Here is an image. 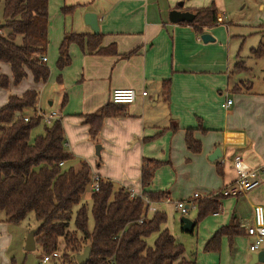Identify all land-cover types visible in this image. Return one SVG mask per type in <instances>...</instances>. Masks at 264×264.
<instances>
[{"label":"crops","instance_id":"crops-1","mask_svg":"<svg viewBox=\"0 0 264 264\" xmlns=\"http://www.w3.org/2000/svg\"><path fill=\"white\" fill-rule=\"evenodd\" d=\"M180 1L181 7L177 6L179 0H48V36L55 38L56 58L64 33L93 34L83 19L86 12L98 17L101 46L112 45L116 51L97 54L71 44V61L61 72L74 84L76 94L69 97L68 105L64 103L65 108L61 102L55 111L72 161H85L91 173L103 179L142 193L141 164L147 158L162 161L147 188L168 195L165 200L152 202L155 210L164 212V206L171 204L178 212L175 203L193 193H198L199 199L220 195V210L213 214L214 224L206 240L234 218L242 229L235 241L245 244L251 253L249 256L242 250L243 258L252 259L254 252L248 249L252 238L246 235L245 225L264 224V63L260 62L264 58L249 63L244 58L252 47L264 45V0H255L256 21L247 24L241 35L232 32L231 26L239 25L237 20H224V10L218 6L222 0H210L208 5L221 15L219 24L225 27L226 35L216 25L206 28L203 33L213 37L208 42H203L191 25L171 23L168 12L177 8L195 13L209 0ZM62 7L73 9L63 14ZM247 36L255 46L245 54L241 46ZM239 61L242 65L237 64ZM4 63L0 62V75L11 81L10 65ZM31 77L26 71L25 81L13 88V94L20 96L34 88ZM165 80L168 95L163 94ZM116 88H133L138 95L133 103L120 105L123 112L105 117L97 137L91 139L84 116L108 103ZM142 90L145 96L139 95ZM8 96H1L0 107ZM228 99L231 103L226 105ZM48 103L53 104L51 100ZM38 107L37 101L36 109L40 110ZM187 129L200 143L198 152L185 144ZM94 145H99L106 167H92ZM216 148L220 156L210 159ZM236 154L257 169L260 183L242 195L223 196L222 189L236 176L231 163ZM13 224L0 214V264H16L10 252L11 245L19 240ZM19 243L18 251L24 250L25 240Z\"/></svg>","mask_w":264,"mask_h":264},{"label":"trees","instance_id":"trees-1","mask_svg":"<svg viewBox=\"0 0 264 264\" xmlns=\"http://www.w3.org/2000/svg\"><path fill=\"white\" fill-rule=\"evenodd\" d=\"M72 9L62 7L60 12L66 14ZM216 16V9L210 4L195 10L193 20L185 23L202 34L204 29L217 24ZM48 17V0H2L0 62L10 65L13 84H18L26 71L35 82L47 81L50 70L41 57L45 56L49 43ZM71 44L97 54L116 52L112 45L101 46L99 33H64L55 61L59 73L71 61ZM250 52L259 58L264 55V45L259 43ZM58 81L60 83V76ZM8 85L9 78L0 75V88ZM163 94L168 95L167 80L163 83ZM37 101L38 92L29 89L20 96L9 95L0 107V212L4 220L19 223L32 212L39 222L35 228V243L42 254L59 250L63 264H77L75 256L85 246H89L90 255L84 264H195L185 258L183 245L163 227L165 212L148 211L141 197L131 198L127 188L109 179L101 178L99 189L90 192L92 228L89 230L87 226L85 205L76 210L73 228L69 227L71 209L88 189L91 168L83 160L78 162V167L72 164L73 155L66 149L61 120L47 124L35 117ZM65 101L64 95L62 106ZM121 112L122 107L109 98L95 113L85 115L89 137H97L105 117ZM25 115L29 116L28 121L23 120ZM40 124L41 131L32 137V130ZM185 144L192 152L200 150V143L193 138L190 129L186 130ZM162 164V161L147 158L140 169L142 195L155 202L168 196L165 191L147 190ZM220 197L197 200L193 228L204 216L219 212ZM240 234L242 229L231 218L228 224L211 234L203 249L218 250L225 237L233 254V241Z\"/></svg>","mask_w":264,"mask_h":264},{"label":"rangeland","instance_id":"rangeland-1","mask_svg":"<svg viewBox=\"0 0 264 264\" xmlns=\"http://www.w3.org/2000/svg\"><path fill=\"white\" fill-rule=\"evenodd\" d=\"M209 2L210 0L205 5H208ZM218 6L219 8H222V10H224L223 18L225 21H232V22H235V20L238 21L237 23L239 25L233 24L234 28L231 26L232 32L235 34H239V35L244 34L242 32L245 29H247V24H252L256 21L255 0H222V2H220V5L218 4ZM1 10H2V0H0V12ZM215 27L217 30L222 31L225 37L226 30L223 24L217 23ZM233 37L236 38L237 36H233ZM251 39L252 38L250 36L245 37L242 43V46H241V51L243 53H245V51H247L251 45L255 46V44L252 43ZM17 40H18L17 42H19V39ZM48 40H49V43H48V48L45 53V57L48 59L46 64L50 69L49 78L45 83L35 82L32 77L30 80L31 83L34 85V88L32 89L38 92V106H39L38 108H40V110L43 112L52 111L58 108L61 102H63L64 95L66 96V99L68 100L65 102V104L67 103L66 105H68V103L70 102L69 97L75 96L76 94L75 93L76 89L74 88V84H71L69 81L65 80L63 77V72L59 73V71L56 68L55 38L49 35ZM246 55L247 57H245L244 60H247L248 61L247 63H249V60L253 62L255 57H253L251 54H248V53ZM259 58L262 59L264 57L261 56ZM260 62L264 63L263 60H260ZM242 63H243L242 61L238 62V64H241V65ZM59 76H60V83L58 81ZM24 79L25 78H23V80ZM29 79H30V76H29ZM18 84H13L12 80L10 81L9 79L8 87L0 89V98L2 95H5V96L11 95V94L16 95V94H13L15 93L13 88H16ZM12 85L14 87H12ZM23 87H25V84ZM49 100L53 102L52 105H49L48 103ZM65 104L63 106L64 108H65ZM28 112L31 113L30 110ZM41 128H42L41 124L37 126L36 128H34L32 130L31 136L33 137L34 135L39 133L41 131ZM95 150L96 148L94 145V155L96 159L95 160L93 159L92 167L96 168V166L98 165H99V168L100 166L102 168L106 167V164L101 162L100 155H97L95 153ZM71 162L75 167H78L77 160L75 161L71 160ZM113 166L114 165L110 167L111 172L114 171ZM112 174L115 175L114 172ZM81 205H85L87 208V217H88L87 226H88V229L90 230L92 228L93 222H92V217L90 214L91 200H90V192L88 189L81 195L80 202L76 205H73L71 209V220L69 222V227L73 228V219L75 216V212ZM164 212L166 214L165 226L168 229V231L177 239V241L183 245L184 256L187 260H191L195 264H251L250 263L251 258L250 257L249 259H246L245 257L243 258L241 254L242 250L243 251L246 250L250 256L251 253L247 250L246 245L245 244L238 245L235 239L233 241V246L235 249L233 254L229 252L228 241L225 237L221 239L218 250L205 251L203 249L205 240L209 234L208 232L214 224L215 217L213 216V214H209L201 218L198 221L197 225L193 228V231L188 233V232L182 231L179 219L180 217L184 216L194 222L196 220V215H197L196 208H193V209L191 208L185 215H181L180 213L176 212L173 206L170 204V205L164 206ZM0 214L2 213L0 212ZM38 223L39 222L35 219L34 214L32 212H29L27 213V215L22 221H20L19 223L13 224L19 240L17 241V243H15V245L14 244L11 245L10 252L12 256L14 257V259L16 260V264H39V261L41 260L43 256L39 245H35V249L31 251H24L22 249L21 251L20 250L18 251L20 247L19 242L21 241L24 242L29 231L35 230ZM151 240L152 239H150V241ZM253 264H258V263H253Z\"/></svg>","mask_w":264,"mask_h":264},{"label":"built area","instance_id":"built-area-1","mask_svg":"<svg viewBox=\"0 0 264 264\" xmlns=\"http://www.w3.org/2000/svg\"><path fill=\"white\" fill-rule=\"evenodd\" d=\"M216 20L217 23L222 22L221 15H217ZM45 60V56L41 57V61L45 62ZM137 95V91L133 88H116L110 93V101L118 105H128L135 101ZM139 95L145 96L146 91L142 90ZM230 103L231 100L228 99L226 101V105H229ZM34 116L40 118L44 123L47 124H50L55 119L59 118V115L55 110L43 112L36 109ZM28 119V115L23 116L24 121H28ZM231 163L236 176L232 184L225 186L222 189L221 193L223 196L235 197L242 195L255 188L260 183L257 169L250 167L244 161L241 155H234L232 157ZM100 180L101 177L98 174L91 173L87 186L89 192H95L99 189ZM128 192L131 198L141 197L145 202L148 211L155 210L152 203L153 201L144 197L141 192H135L133 189H128ZM199 198L200 197L198 193H193L190 198L177 201L175 203V207L181 215H185L189 209L196 208V203ZM245 232L247 236L252 238L248 244V249L254 253L262 249L264 245V224H247L245 225ZM39 264H63L60 251L55 250L50 254H43Z\"/></svg>","mask_w":264,"mask_h":264},{"label":"water","instance_id":"water-1","mask_svg":"<svg viewBox=\"0 0 264 264\" xmlns=\"http://www.w3.org/2000/svg\"><path fill=\"white\" fill-rule=\"evenodd\" d=\"M177 6L181 7L182 2L179 1L177 3ZM193 18H194V13L187 11V10H181V9L174 8L168 12V19L171 23L191 22ZM83 19H84L85 24H87L90 27V29L93 31L94 34L99 33L98 17L95 13L86 12L83 16ZM1 27H2V24H0V28ZM200 39L203 42L213 41V37H211V35H209L208 33H202L200 35ZM95 148H96L95 153L99 155V148H100L99 145H96ZM219 156H220V151L219 149L216 148L209 158L216 159ZM179 222L181 224L182 231L188 232V233L192 232L193 226H194L193 221L182 216L180 217ZM34 234H35V230H31L27 234L25 238V244H24L25 251H31L35 249ZM89 255H90V248L89 246H85L82 252L76 254L75 256L77 264H84L89 258ZM251 262L252 263L264 262V248L252 254Z\"/></svg>","mask_w":264,"mask_h":264}]
</instances>
